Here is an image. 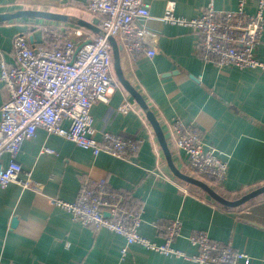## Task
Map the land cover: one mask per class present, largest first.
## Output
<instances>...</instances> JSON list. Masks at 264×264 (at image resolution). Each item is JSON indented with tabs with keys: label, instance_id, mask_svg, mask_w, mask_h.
Listing matches in <instances>:
<instances>
[{
	"label": "crops",
	"instance_id": "1",
	"mask_svg": "<svg viewBox=\"0 0 264 264\" xmlns=\"http://www.w3.org/2000/svg\"><path fill=\"white\" fill-rule=\"evenodd\" d=\"M148 1L151 18L136 26L141 24L154 34L158 53L153 58L122 54L127 78L157 116L167 139L169 125L180 120L195 126L207 143L225 154L228 171L220 190L223 195L236 199L263 186L264 70L219 68L204 63L197 53L195 32L161 20L168 2H176L177 16L193 19L202 14L209 0ZM87 2L0 0V13L47 10L95 24L98 18L86 12ZM214 6L217 10H236L238 5L236 0H215ZM255 10L254 4L247 6L249 13ZM34 21L43 22L21 19L0 24V61L14 63L13 42L20 33L33 37L32 44L41 43L43 34ZM257 57L264 63V31ZM126 93L119 90L110 104H96L92 116L99 131L140 141L138 152L128 160L105 154L95 157L91 151L42 128L34 139L23 144L18 161L24 174L31 173L42 190H25L17 184L0 188V264H196L138 245L129 246L124 257L123 237L105 229L83 227L50 203V198L75 201L86 180L92 185L104 180L109 189L125 197L131 209L143 205L140 232L153 241L162 242L155 222L179 220L183 229L175 248L187 254L197 253L188 238L201 230L213 241L247 254L250 264H264V195L229 209L179 182L170 173L156 136L135 100L129 97L134 103L129 114L117 112ZM7 98V89L0 83V109ZM63 126L68 128L69 122ZM44 147L53 153L42 154ZM181 155L182 158L174 157L180 169L185 160ZM5 163H9L7 156Z\"/></svg>",
	"mask_w": 264,
	"mask_h": 264
},
{
	"label": "built area",
	"instance_id": "2",
	"mask_svg": "<svg viewBox=\"0 0 264 264\" xmlns=\"http://www.w3.org/2000/svg\"><path fill=\"white\" fill-rule=\"evenodd\" d=\"M209 0L202 14L193 19L176 15V2H168L161 20L171 25L192 29L198 37L197 53L204 63L219 68L261 69L257 57L264 31V0H236V10H217ZM255 5V13L247 11ZM86 12L96 15L106 36L118 39L122 54L132 58H153L158 53L154 34L141 24L151 18L148 0H89ZM40 29V28H39ZM41 43L32 44L26 33L13 42L14 63L0 61V83L8 98L0 109V188L17 184L22 189L41 192L42 186L31 173L23 172L18 161L23 144L36 137L42 128L97 157L101 154L128 160L138 152L140 141L126 139L94 126L92 110L98 103L110 104L112 96L124 92L115 77L111 46L107 37L66 23L41 27ZM126 93L117 112L133 111L134 103ZM69 122L68 128L63 123ZM100 135V139L97 136ZM169 144L173 156L185 160L182 170L212 186L223 189L228 171L225 154L205 141L192 124L175 120L169 125ZM53 151L44 147L42 154ZM5 156L9 163H5ZM221 193V192H220ZM50 203L70 214L83 227L108 230L125 239L128 247L138 245L148 251L173 258H184L196 264H250L251 258L232 246L213 241L204 231L188 238L197 249L187 254L174 247L182 235L179 220L157 221L154 228L162 242L153 241L140 232L144 206L131 209L125 197L108 188L104 180L91 184L86 180L73 202L50 198Z\"/></svg>",
	"mask_w": 264,
	"mask_h": 264
},
{
	"label": "water",
	"instance_id": "3",
	"mask_svg": "<svg viewBox=\"0 0 264 264\" xmlns=\"http://www.w3.org/2000/svg\"><path fill=\"white\" fill-rule=\"evenodd\" d=\"M21 19H36L42 20L46 22H53V23H66L71 25H76L81 28L90 31L97 37H107L108 43L111 46L112 50V58H113V70L116 79L121 84L123 89L127 92L129 96H131L140 110L144 113L145 119L149 126L152 128L158 146L162 152L164 161L174 178H176L179 182L197 189L208 196L211 200L216 202L217 204L229 208V209H236L240 208L243 205L258 199L259 197L264 195V185L260 186L254 190L249 191L246 194H243L241 197L236 199H231L220 193L219 191L215 190L212 186L208 183L185 173L182 169H180L174 160V156L171 150V146L169 141L166 137V134L159 123L157 116L153 112V110L149 107L148 103L142 96V94L136 89V87L130 82L127 78L123 66H122V48L118 39L114 36H106V33L99 28L97 25L93 24L92 22L80 18L70 14H64L59 12H52L47 10H18L9 13H0V24L11 22L14 20H21ZM33 40V37L30 39ZM33 42V41H32ZM17 222L16 219L13 220V225Z\"/></svg>",
	"mask_w": 264,
	"mask_h": 264
},
{
	"label": "rangeland",
	"instance_id": "4",
	"mask_svg": "<svg viewBox=\"0 0 264 264\" xmlns=\"http://www.w3.org/2000/svg\"><path fill=\"white\" fill-rule=\"evenodd\" d=\"M34 22L37 23L36 26H37L38 29L40 28V30H41V27L43 25H49L50 24V23L45 22V21H43V22H41V21H34ZM168 131H169V128H168Z\"/></svg>",
	"mask_w": 264,
	"mask_h": 264
}]
</instances>
